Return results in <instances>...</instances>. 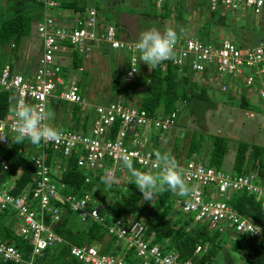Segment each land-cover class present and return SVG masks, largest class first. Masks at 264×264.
<instances>
[{
	"label": "built area",
	"instance_id": "1",
	"mask_svg": "<svg viewBox=\"0 0 264 264\" xmlns=\"http://www.w3.org/2000/svg\"><path fill=\"white\" fill-rule=\"evenodd\" d=\"M41 1L40 18L32 23L40 41L39 56L33 67L29 71H17L11 69L8 62H4L0 68V88L10 96L8 108L0 117V124L6 126L5 132L9 131L14 121L11 109L21 99L43 112H46L47 105H54L52 99L58 98L67 104L77 102L83 110L92 106L94 117L86 130L80 126L60 127L57 129L63 135L59 140L42 141L36 145L30 155L34 167L32 178L19 192L11 191L12 179L10 182L9 179H0V212L11 213L15 232L29 245L27 253L23 255L9 235L0 237V259L34 264V258L44 248L61 242L62 237L53 230V225L60 219L66 205L79 220L90 219L100 223L105 227L107 235H114L121 240L125 248L132 247L134 254L144 260L151 259L156 264H192L191 258L178 259L173 249L162 252L157 243H151L149 238L144 239L143 220L130 213H121L106 222L98 211L99 205L91 203L90 192L77 195L60 179L70 157H74L76 165L86 172L85 180L88 174H95L98 170L104 179L114 180L117 171L122 168L119 158L125 153L133 159V163L145 167L149 164L148 154L152 153L154 158L155 153L147 146L149 134L164 131L174 125L177 113L175 108L167 113L148 114L144 108L126 103L121 97L101 103H90L85 99L79 93L76 79L61 72V66L68 64L62 52L64 46L71 45L82 56H87L93 48L103 44L122 51L127 61L124 78L133 80L143 64L134 60L136 53L131 51V45L136 39L122 37L112 22L98 17L94 6L86 7L83 13L73 11L70 20L61 22L55 15L58 0ZM150 1L154 7L161 8L165 4L172 7L178 0ZM202 1L207 11L217 9L220 14H235L242 8H249L251 13H260L264 4V0ZM177 34L175 58L160 63L159 67L164 69L167 64L177 66L179 70L185 67L197 82L207 86L216 84L220 90L226 89L223 80L225 75L232 78L240 76L244 86L264 101V78L260 76L263 71L260 63L264 60V41L241 48L228 38L218 39L213 35L210 42H205L191 33L178 31ZM131 64L138 68L136 72H132ZM243 68L251 69V72L247 71L244 75ZM115 120L117 127L112 132ZM8 141L0 143L7 144ZM248 153L249 148L244 159ZM177 161L183 169L190 192L185 196L170 192L175 207L209 229L244 235L252 241L260 239L261 224L238 213L228 203V198L236 190H244L256 199L264 200V181L260 180L256 166L233 172L231 168L226 170L222 165H208L192 156ZM257 161L258 158L254 163ZM0 168H6L3 158H0ZM19 171L20 168L17 173ZM250 223L258 225L261 231L255 234L242 232L241 228L246 229ZM205 247L206 244L198 243L194 253ZM69 252L89 264H123L120 258L100 253L93 245L71 244Z\"/></svg>",
	"mask_w": 264,
	"mask_h": 264
},
{
	"label": "trees",
	"instance_id": "2",
	"mask_svg": "<svg viewBox=\"0 0 264 264\" xmlns=\"http://www.w3.org/2000/svg\"><path fill=\"white\" fill-rule=\"evenodd\" d=\"M7 7L4 13L0 14V68L7 60L11 69H14L12 61L15 50L23 36L31 32L32 23L40 18L42 10L41 0H6ZM85 1L78 3L76 0H58L57 8H70L72 11H83ZM108 0H104V6L99 7L97 2L95 7L108 11ZM149 5L138 10L139 15L149 14L161 18H170L184 20V15L180 10H185L187 5L185 1L178 0L172 7L162 5L157 10L148 0ZM190 4L202 6V0H190ZM202 2V3H201ZM147 8V9H145ZM173 8V9H171ZM157 10V11H156ZM202 10V9H201ZM200 10V13H201ZM263 12V11H262ZM251 13L249 8H242L236 11L240 18L252 14L260 16L262 13ZM226 13L220 14L219 10H209L204 12L199 28L196 30V37L202 41L210 42L212 39L213 26L223 23L227 24ZM103 20L110 21L116 26L117 21L112 16L106 15ZM253 21H256L255 19ZM161 27V24H158ZM184 31L186 27L183 28ZM182 30V31H183ZM137 39L138 36L132 37ZM70 46V64L61 66V72L68 69H76L82 66V55ZM103 47H108L103 44ZM109 48V47H108ZM113 50V49H112ZM120 60L118 64L112 67L113 74L110 76L108 91L111 94L109 100L87 99L90 103L107 102L112 99L121 97L124 102L137 95L136 106L144 108L148 114L167 113L176 108L178 114L180 110L188 103L191 97H207L206 86L194 80L184 67L179 70L177 66L167 64L164 69L155 67L149 69L142 75L140 70L144 64L140 65V70L135 74L133 80H125V68L127 65L126 54L122 51L118 53ZM23 71V69H21ZM25 70V69H24ZM87 70L80 69L79 76L76 78L79 93L88 83ZM139 87V89H138ZM10 96L6 90L0 88V117L4 115L8 108ZM54 108L60 105L62 109L58 115H51L49 121L56 127L60 128L65 125L68 128L82 127L86 130L88 124L94 117V109L87 106L84 110L77 102L66 103L58 98L52 99ZM130 103V102H129ZM133 104V103H131ZM239 106L241 108L250 107L245 100L244 94L240 95ZM51 106L47 105L46 113L51 112ZM53 108V109H54ZM58 113V112H57ZM68 114V115H67ZM68 116V117H66ZM59 119L54 123L55 119ZM117 121L112 125V132L116 130ZM110 136H113V133ZM165 131H163L164 133ZM152 141L156 142L157 135L153 132L149 134ZM178 137H175L174 143L177 144ZM209 141L206 160L208 165L215 167L221 166L223 154L226 150L227 137L217 133H207L203 131L192 130L187 141L185 158L191 157L197 153L204 145V141ZM36 145L30 142L23 144H13L10 139L7 144L0 143V158L6 162V168H0V179H12V192H19L21 188L31 180L34 167L30 160V155L34 152ZM153 151H158L154 145L150 147ZM249 148L246 159L244 155ZM263 145L238 139L234 149L231 169L233 172H239L244 167L249 169L257 167L259 174L263 173L262 165ZM258 158L257 163L254 160ZM20 171L17 173V169ZM86 172L76 165L74 157H70L68 164L60 174V179L64 181L71 192L81 195L84 192L91 193V203L99 205V213L104 216L106 222H110L114 217L121 213L132 214L136 218L142 219L145 229L143 238L150 239L151 243H157L159 249L164 252L173 249L177 252L178 259L191 258L192 264H210L219 250L218 235L222 232L216 229H209L205 224L192 220V216L183 212L173 204L170 192L156 194L151 200H145L139 189L130 181H122L121 173L117 174L114 180L104 179L101 171L95 174H88L85 180ZM117 179V180H116ZM228 203L240 214L250 218L253 222L262 226V235L258 241L247 239L244 235H234V241L231 244L233 250H239V243L248 242V247L243 250V260L240 264H264V200L256 199L251 193L244 190H236L228 198ZM70 211L64 205V210L60 219L53 225V230L62 237V241L42 250V253L34 258V264H89L82 262L70 254L71 244L76 245H93L98 252L112 254L115 258H120L123 264H156L151 259H146V263L140 257L134 254L132 247L125 248L123 242L114 235H106V229L100 223L90 219L84 220L80 227L72 229L68 224ZM82 221V220H81ZM9 235L14 245L25 255L29 245L18 235L12 225V215L8 211L0 212V237ZM242 238V239H238ZM200 243L205 245V249L194 253L195 246ZM0 264H17L9 260H1ZM20 264H25L20 262Z\"/></svg>",
	"mask_w": 264,
	"mask_h": 264
},
{
	"label": "rangeland",
	"instance_id": "3",
	"mask_svg": "<svg viewBox=\"0 0 264 264\" xmlns=\"http://www.w3.org/2000/svg\"><path fill=\"white\" fill-rule=\"evenodd\" d=\"M76 1L78 3L85 1V8L88 6L95 7V2H97L99 7L104 6V0ZM108 1V11H103L101 8L98 9L95 7L98 17L103 19L106 15L112 16V19L117 21L115 26L117 31L125 38L138 36L140 32L150 28H156L160 31L166 28H172L178 32L186 27L187 31H182L184 34L191 33L195 35L196 29L199 28L202 18H204V12H207L204 3L201 2L203 5L198 7V5L190 4L189 0H187L185 1L187 5L186 11L180 10L181 14L184 15V20H178L172 17L161 18L149 14L139 15L137 11L143 7H147L149 5L148 0ZM6 7L7 1L0 0V14L4 13ZM155 8L157 10L161 9ZM59 11L66 12L68 17L70 16L69 13L73 14L70 8H59ZM83 11L78 12L83 13ZM261 12L260 16L256 17L253 15L252 17V14L249 13L247 14L248 16L243 18L236 15L237 13H226L227 24L219 23L215 26L211 24L212 34L218 39L228 38L241 48L254 45L259 41H264V4L261 7ZM254 19L256 21H253ZM158 24L162 26L159 27ZM39 52L40 41L38 36L33 32L27 36H23L12 58L14 70L22 71L21 69H27V71H29L37 60ZM62 52L63 55H66L64 58L66 59V63L70 64V46L66 44ZM118 53V50H112L111 48L100 45L98 48H93L87 56H82L81 67L76 69H71L69 67L63 72H66L67 75H72L76 79L79 76L78 74L81 68L87 70L86 76L88 83L82 91V95L87 99L109 100L111 99V94L108 91V84L110 76L113 74L112 67L115 66L111 63L118 64L119 61H121ZM5 62H7V60ZM261 64H264V60L260 65ZM67 65L68 64H66V67ZM147 67L148 66L144 64V67L140 70L142 75L147 71ZM247 71L251 72V69H242L244 75L247 74ZM223 80L227 85L225 90H220L217 88L218 86L216 84L208 85L206 86V95L208 98H189L188 103L185 104L177 114L174 125L164 130V133L163 131H153L152 138H154V134H156V139L158 141L156 140V143L152 140L150 141L149 137L147 146L151 147L152 145H156L158 151L167 152L175 159L182 161L185 159L186 145L192 130L222 134L227 137V147L221 162L223 168L230 170L236 142L238 139H242L248 142L263 144L262 165L264 172V101L258 97L257 105L249 103L250 107L247 109L241 108L239 106L240 95L243 94V90L245 89L242 78L240 76L232 78L225 75ZM137 98V95H134L128 102L136 104ZM51 107V115H58L62 109L60 105L55 106V108L54 105H51ZM58 121L59 119L57 118L54 120V123ZM46 122L51 126L49 119ZM61 126L66 128L65 125ZM175 137L179 138L178 141L176 139V145L174 143ZM208 147L209 141L205 139L204 145L197 153H193L191 156L197 160H206ZM133 166L140 170L145 169L144 166L139 167L135 163H133ZM119 173H121L122 176L123 174L125 175L121 178L123 182L131 180L128 169L123 165L122 168L117 171V174ZM10 181L11 179H9V182ZM82 222L85 221L79 220L77 215L70 213L67 223L73 225L71 227L75 229L80 227L79 224H82ZM107 236L106 234L105 238ZM233 241L234 235L229 232H222L221 235H218L219 250L210 264H240L243 260L242 252L248 247V242L241 240L238 244L241 249L233 250L231 247Z\"/></svg>",
	"mask_w": 264,
	"mask_h": 264
},
{
	"label": "clouds",
	"instance_id": "4",
	"mask_svg": "<svg viewBox=\"0 0 264 264\" xmlns=\"http://www.w3.org/2000/svg\"><path fill=\"white\" fill-rule=\"evenodd\" d=\"M177 42L178 34L174 29L166 28L160 31L156 28H150L139 33L138 38L131 45V51L136 53L134 60L137 63L143 62L149 69H152L166 60L175 58L174 49ZM131 66L132 72L138 70L132 64ZM11 111L14 115V121L8 132H5L6 126L0 124V142L10 139L13 144L30 142L39 145L42 141H57L63 135L61 130L46 123L51 117L50 113L37 111L23 99L19 100ZM119 160L131 175L130 183L139 189L145 200H151L156 194L168 191L181 196L188 195L190 192L184 179L183 169L178 161L167 152L156 151L154 158L153 154L149 153V164L145 165L146 170L135 168L133 159L127 153L121 155ZM241 231L255 234L259 233L261 228L250 223L246 229L242 227ZM17 264H20V261H17Z\"/></svg>",
	"mask_w": 264,
	"mask_h": 264
},
{
	"label": "crops",
	"instance_id": "5",
	"mask_svg": "<svg viewBox=\"0 0 264 264\" xmlns=\"http://www.w3.org/2000/svg\"><path fill=\"white\" fill-rule=\"evenodd\" d=\"M70 14V16L68 17L67 15V13L65 12H62V11H59V8H57V9H55V15L58 17V21H61V22H66V21H68V19H70V18H72V13H69ZM32 27H33V25H32ZM31 27V32L30 33H35V35H37L36 34V32L34 31V28H32ZM261 66V68L263 69V71L261 72V74H260V76L261 77H263L264 78V64H261L260 65ZM244 92H243V94H244V98H245V100L248 102V103H250V104H253V105H257L258 104V102H257V100H258V96H257V94L255 93V92H250V90L249 89H247L246 87H245V89L243 90ZM92 96H94V95H92ZM157 140V139H156ZM158 141V140H157ZM156 143V142H155ZM159 144V143H158ZM257 144H259V143H257ZM160 145V144H159ZM260 145H263V144H260ZM155 146V148H158L156 145H154ZM234 155V154H233ZM229 159V158H228ZM230 166H231V164H230ZM259 173V172H258ZM260 175V180H262V181H264V172L262 173V174H259ZM122 261V260H121Z\"/></svg>",
	"mask_w": 264,
	"mask_h": 264
}]
</instances>
